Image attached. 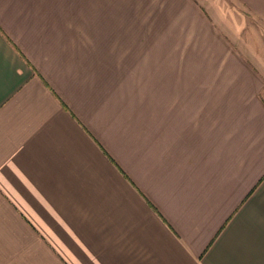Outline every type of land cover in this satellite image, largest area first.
I'll list each match as a JSON object with an SVG mask.
<instances>
[{"label": "crops", "instance_id": "crops-1", "mask_svg": "<svg viewBox=\"0 0 264 264\" xmlns=\"http://www.w3.org/2000/svg\"><path fill=\"white\" fill-rule=\"evenodd\" d=\"M233 1L164 0L156 57L92 0H0V264H264V0Z\"/></svg>", "mask_w": 264, "mask_h": 264}, {"label": "rangeland", "instance_id": "rangeland-1", "mask_svg": "<svg viewBox=\"0 0 264 264\" xmlns=\"http://www.w3.org/2000/svg\"><path fill=\"white\" fill-rule=\"evenodd\" d=\"M226 1L229 3L228 5L230 7H235L233 0ZM102 2L103 0H92V18L99 19L101 15L104 14L106 17L103 16L102 18L108 19L107 35L109 40L115 41L124 37L122 40L125 50L130 51L139 49L140 52H144L146 49H150L154 52L153 56L158 57L161 56L164 51L165 38L167 37L169 41L175 38L172 31L168 33L165 32L164 24L166 19L163 16L164 0H122L124 4L123 11L115 10L117 8L109 9V3L115 2L114 0H107V9L103 10ZM112 4L114 7L115 3ZM132 6L135 8L133 11L129 10ZM239 13L244 15L242 11H239ZM168 20V23H173L170 18ZM121 23L123 25H121ZM133 23L134 26H132ZM169 27H171V25H169ZM151 36L155 39H152ZM148 39L151 40V44L147 43ZM140 56L143 57V54H140ZM144 56H147V53L144 54ZM139 65H147V59H140ZM125 78L126 76H123V81L127 82ZM146 78H148V76L140 74V88L145 87L141 85V83L151 82V80ZM117 93L119 94V92H116V94ZM121 93L124 96L126 91H121ZM132 93L137 94L140 98H146L148 92L147 90L141 89L138 92H131L130 97H133Z\"/></svg>", "mask_w": 264, "mask_h": 264}]
</instances>
